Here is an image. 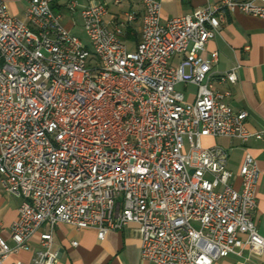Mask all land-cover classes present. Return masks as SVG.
<instances>
[{
  "label": "built area",
  "instance_id": "1",
  "mask_svg": "<svg viewBox=\"0 0 264 264\" xmlns=\"http://www.w3.org/2000/svg\"><path fill=\"white\" fill-rule=\"evenodd\" d=\"M26 1L19 20L0 0V187L22 199L12 244L0 233V264L33 237L31 264H59L58 224L99 240L135 225L141 259L154 264H212L243 248L264 255L252 217L257 161L244 153L235 188L227 152L203 143L262 139L226 103L230 90L215 88L234 84L236 68L212 75L218 54L205 52L226 13L264 19V0H219L165 21L158 0H141L134 51L121 38L134 12L110 25L106 4L85 0L88 48L52 0ZM77 7L67 0L68 12ZM180 85L196 88L192 101Z\"/></svg>",
  "mask_w": 264,
  "mask_h": 264
},
{
  "label": "crops",
  "instance_id": "2",
  "mask_svg": "<svg viewBox=\"0 0 264 264\" xmlns=\"http://www.w3.org/2000/svg\"><path fill=\"white\" fill-rule=\"evenodd\" d=\"M3 1L13 17L24 20L26 0ZM75 1L78 7L72 13L66 9L67 0L51 2L52 9L62 18L65 14L70 15L64 18L65 21L62 24L69 31L74 25L73 17L76 13L80 15V9L86 5L85 0ZM158 1L161 5V20L165 21L190 15L195 9L217 4L219 0ZM92 2L106 4L108 14L105 20L110 25L121 23L124 20V14L128 11L135 13L136 19L124 25L121 37L126 46L132 44L135 48L140 40L143 13L141 0H121L119 4H115L114 0H92ZM211 52L218 54L217 62L211 68L212 75L236 68L237 76L234 84L215 85V88L230 90L231 96L226 99V103L236 112H246V129L250 132H261L262 139L251 138L242 144L238 139L217 137L205 138L203 143L209 147L218 146L227 152V168L232 173L231 182L235 188H238L240 184L237 172L244 153H250L257 161L260 179L257 187V207L252 217L257 233L264 237V19L242 13H226V21L206 44L205 54L208 56ZM178 61L179 57H175L173 63L177 64ZM180 86L186 100L192 101L196 88L189 85ZM21 202L20 197L10 195L0 187V222L2 223L0 233L9 244H12L9 225L16 219ZM135 230V225L131 224L121 231H110L103 240H99L93 229L76 230L70 225L58 224L54 227L53 245L60 254L59 264H154L141 259L140 240ZM72 243L77 245L73 246ZM36 249L37 238L33 237L27 251L10 256L4 264H13L15 261L31 264V258ZM212 264H264V255H255L247 248H243Z\"/></svg>",
  "mask_w": 264,
  "mask_h": 264
},
{
  "label": "rangeland",
  "instance_id": "3",
  "mask_svg": "<svg viewBox=\"0 0 264 264\" xmlns=\"http://www.w3.org/2000/svg\"><path fill=\"white\" fill-rule=\"evenodd\" d=\"M68 17H70V15L65 14L61 20V24H63L65 19ZM73 20H74V25L70 30L71 34L76 36L85 46L90 48V42H89V39L85 33L83 22H82V19L80 18L79 13L75 14V16L73 17ZM127 49H128V51H134L135 48L133 47L132 44H127ZM189 88H190V90H193L192 87H189ZM177 90H182V86H177Z\"/></svg>",
  "mask_w": 264,
  "mask_h": 264
}]
</instances>
